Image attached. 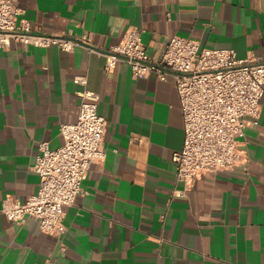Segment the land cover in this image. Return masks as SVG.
Here are the masks:
<instances>
[{"label": "crops", "instance_id": "0c3cea01", "mask_svg": "<svg viewBox=\"0 0 264 264\" xmlns=\"http://www.w3.org/2000/svg\"><path fill=\"white\" fill-rule=\"evenodd\" d=\"M34 32L79 38L107 50L138 28L154 58L170 37L232 49L264 61V0H15ZM85 78V83L78 81ZM100 95L107 156L91 165L83 192L65 206L64 235L38 221L16 223L7 199L41 186L39 145L60 147L82 94ZM241 139L245 160L188 185L175 153L185 142L173 79L134 77L120 62L81 47L0 48V264H264V98Z\"/></svg>", "mask_w": 264, "mask_h": 264}, {"label": "built area", "instance_id": "2783aa9c", "mask_svg": "<svg viewBox=\"0 0 264 264\" xmlns=\"http://www.w3.org/2000/svg\"><path fill=\"white\" fill-rule=\"evenodd\" d=\"M19 14L15 0H0L1 49L13 41L65 51L81 47L103 55L108 71L126 62L136 78L156 73L162 80L175 81L184 113L185 142L174 162L179 179L188 185L204 174L231 170L245 160L240 141L248 121L257 122L261 114L264 61L240 59L232 49H212L198 39L180 36L170 37L162 54L154 58L138 28L127 31L120 43L100 50L86 34L69 38L36 33L27 21H18ZM78 81L85 83V78ZM100 100L94 92L83 93L78 120L61 127L63 144L52 148L47 141L40 143L35 164L40 189L24 202L7 199L2 212L8 219L16 223L35 219L49 234L67 232L65 206L74 204L83 192L91 165L107 156L108 121L100 112Z\"/></svg>", "mask_w": 264, "mask_h": 264}]
</instances>
